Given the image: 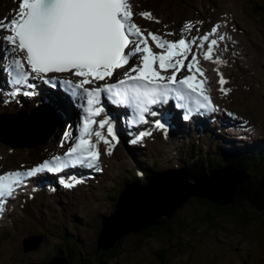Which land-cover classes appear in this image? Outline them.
Segmentation results:
<instances>
[{
	"label": "rangeland",
	"instance_id": "374dc122",
	"mask_svg": "<svg viewBox=\"0 0 264 264\" xmlns=\"http://www.w3.org/2000/svg\"><path fill=\"white\" fill-rule=\"evenodd\" d=\"M131 3L136 10V22L133 21L146 30L145 34L156 32L169 41L181 38L191 41L210 33L214 26L219 25L217 33L210 37L219 41L211 62L204 59L208 43H204L199 54L196 48L200 49V40L192 49L201 57V66L211 72L212 84L207 82L206 91L218 111L205 117L208 119L205 132L197 125L186 127L183 124L185 129L173 130L176 133L172 139H165L167 131L158 133L150 130L151 135L133 143L141 131L139 129L133 137L125 138L126 142L114 143L111 155L108 154L109 146L94 137L93 142H98L102 171L85 168L77 177L84 182L74 188H65L58 183V178L48 180L43 174L25 177L24 182L31 185L30 191L42 188L46 183H55L57 188L41 191L38 203L28 214L21 209L25 200L23 195L27 197L21 191L24 182L5 202L4 211L0 213V264H38L42 262L43 252L51 251L60 244L73 245L75 239L81 248L71 253V259H77L74 264H80L82 260L96 264L103 253L97 249L102 217L116 211L125 180L137 178L145 181L147 176L155 175L151 173L152 167L157 168V174L183 169L184 151H189V144L194 139L199 152L208 154L212 160L220 158L222 151L261 148L264 145V15L254 10L255 6L264 7V0H131ZM16 10L18 0H0V21L5 18L11 20ZM141 12H150L155 19H147L140 15ZM186 25H191V28L186 29ZM7 34L0 30V37ZM221 36H224L225 42L220 39ZM7 55L0 48V56L3 57L0 58V68L1 73L4 72L0 86L5 81L7 65L3 59ZM216 59L223 63H215ZM241 60L251 68L250 72L240 68ZM221 73L227 81L223 86L219 83ZM55 78L75 79L68 74H55ZM43 86L45 89L32 90L36 95L24 94L22 97L19 94L16 97V87L7 81L5 89L11 92L0 91V116L22 111L30 114L41 105V92L51 89L45 83ZM222 87L230 91L225 93L221 91ZM4 92L9 95L8 98ZM62 96L63 105L69 103L66 100L70 98L66 94ZM73 107L70 109L73 110ZM64 111L67 113L68 108ZM77 115L79 117L81 113ZM76 118L73 120L77 121ZM57 121L58 127L51 142L38 149L16 150L0 141V175L9 171H27L40 165L53 153L59 154L61 144L68 142L64 139V132L69 123ZM240 123L246 129L233 127ZM227 165L223 160L222 166ZM207 170L211 171L209 166ZM250 212L248 222L220 216L216 220L219 226L215 227L206 220L207 208L197 198H191L176 214L171 232L161 229L149 234H130L117 245V256L111 258L107 254L102 258L108 264H161L156 252L167 249L166 264H264V212ZM31 237H42L43 243L36 251L25 253L23 242Z\"/></svg>",
	"mask_w": 264,
	"mask_h": 264
},
{
	"label": "snow or ice",
	"instance_id": "6c2138e0",
	"mask_svg": "<svg viewBox=\"0 0 264 264\" xmlns=\"http://www.w3.org/2000/svg\"><path fill=\"white\" fill-rule=\"evenodd\" d=\"M133 15L131 0H18V10L13 18L0 21V30L8 33L0 37V48L8 54L9 67L12 68L9 82L30 89L38 87L36 83H29L30 80L42 81L53 88L62 84L82 112L78 135H73L70 130L64 133V139L69 141L64 156H54L51 161L27 171H9L0 175V213L4 211L5 198L14 195L25 177H37L45 172L60 173L75 167L102 171L98 142H93L92 136L109 146V155L114 142H119L115 118L105 115L96 119L107 112L105 96L111 103L130 107L138 113V120L134 119L133 124L147 123L148 113L158 116L159 113L152 111L150 106L167 103L170 94L186 101L180 105L186 109L184 120L190 119L194 111L192 102L197 111H218L206 94V81L191 74L195 70L200 76L204 75L197 56L192 55L187 64L185 60L197 40L201 41V49L204 43L209 44L204 59L213 60L219 41L210 37L217 33L219 25L191 41L183 38L169 41L155 32L145 34L146 30L133 21ZM140 15L155 19L150 12H141ZM190 28L191 25H186V29ZM149 38L159 52L153 50ZM215 63L223 61L216 59ZM183 69L190 74L178 79ZM118 70H123V78L109 83L119 75ZM55 74H68L75 79L58 80ZM219 83L221 86L227 83L222 73ZM221 91L227 93L230 89L222 87ZM24 94L37 93L29 91ZM167 121L168 114H165L163 120L157 119L154 123L165 129ZM97 125L100 129L107 128V137L102 131L95 130ZM148 135L151 132L140 131L132 142L138 143ZM83 182L74 177L59 178V183L69 189Z\"/></svg>",
	"mask_w": 264,
	"mask_h": 264
},
{
	"label": "water",
	"instance_id": "95a60500",
	"mask_svg": "<svg viewBox=\"0 0 264 264\" xmlns=\"http://www.w3.org/2000/svg\"><path fill=\"white\" fill-rule=\"evenodd\" d=\"M57 127V116L48 106L36 107L30 114L22 111L1 115L0 141L16 150L38 149L51 142ZM249 178L244 169L227 165L213 170L208 176L195 179L183 168L147 176L145 181L139 179L125 185L119 195L116 211L102 217L98 249L110 252L128 235L157 228L164 219L173 220L191 198L219 207L232 206L238 187ZM42 243V237L27 238L23 242L24 252L36 251ZM49 264L69 263L59 256Z\"/></svg>",
	"mask_w": 264,
	"mask_h": 264
},
{
	"label": "trees",
	"instance_id": "16d2710c",
	"mask_svg": "<svg viewBox=\"0 0 264 264\" xmlns=\"http://www.w3.org/2000/svg\"><path fill=\"white\" fill-rule=\"evenodd\" d=\"M256 12H262L264 15V7L263 6H255L254 9ZM39 107V106H38ZM196 139H194L189 144V151H184L186 154V158L184 157V168H186L190 173L192 178H199L201 176H208L210 173L218 168L223 167L222 162L226 160L229 165L234 167L244 169L246 171V175L249 176V180L238 187L236 192L235 203L232 206L228 207H219L212 203L199 201L203 206L207 208L206 220L211 225L218 227L219 224L216 222L217 218L220 216H231L233 218H237L241 222L249 221V214L251 210L256 212H264V145L261 148H238L236 150L231 151H222L220 154V158L211 159L208 154H202L198 150V146L196 145ZM194 155V156H190ZM207 166L210 167L211 171L207 170ZM249 170V171H248ZM152 174H157L158 170L156 167H152ZM139 179H129L125 180V185H130ZM194 182V181H193ZM45 191L52 190L54 191L57 187L56 184L46 183L44 186ZM54 189V190H53ZM40 197L39 194H34V198H25L22 202V210L28 214L31 213L38 203ZM215 212V215H213ZM174 222V219L171 221L162 220L161 225L157 228H151L147 232H154L161 229L171 232V224ZM76 223V222H74ZM184 227V226H182ZM183 229V228H182ZM122 240L118 242L121 244ZM117 244V245H118ZM81 248V244L74 240L73 245L70 243L60 244L56 248L52 249L48 252H43L42 262L38 264H49L56 257H64L69 264H74L77 262V259H71V253L79 250ZM98 249V244H97ZM99 251V249H98ZM119 251L118 246L115 247L114 250H111L110 253L104 252L100 259L97 261L99 264H108L102 257L107 254L112 258L117 256ZM169 253L167 249H161L156 252L157 257L159 258L161 264H166V255ZM101 262V263H100ZM87 263V260H82L80 264ZM89 263V262H88ZM96 263V264H97ZM91 264V263H89Z\"/></svg>",
	"mask_w": 264,
	"mask_h": 264
},
{
	"label": "bare ground",
	"instance_id": "6f19581e",
	"mask_svg": "<svg viewBox=\"0 0 264 264\" xmlns=\"http://www.w3.org/2000/svg\"><path fill=\"white\" fill-rule=\"evenodd\" d=\"M132 6H133V13H134V15H133V20L136 22V14H135V11H134V9H135V6L133 5V3H132ZM156 29V28H155ZM156 33V32H155ZM162 34V33H161ZM192 35V34H191ZM181 36V35H180ZM224 37V36H223ZM191 38V37H190ZM175 39V38H174ZM176 40V39H175ZM225 40L226 39H224V42H225ZM152 42V41H151ZM153 43V42H152ZM152 43H151V45H152ZM154 44V43H153ZM230 48V47H229ZM231 49V48H230ZM200 50H201V48L200 49H198V48H196V53H200ZM231 51H233L232 49H231ZM235 51V50H234ZM192 55L194 54L193 53V51H192V53H191ZM197 59L199 60V58L197 57ZM4 60V62H6V65L7 66H9V61H8V59H7V56H6V58H4L3 59ZM203 62V61H202ZM211 62V61H210ZM239 65H240V68L242 69V70H244L245 72H250V69L251 68H249V66L246 64V62L245 61H243V60H241L240 62H239ZM206 72H208V75H207V78H206V80H207V82H208V84H212V79L213 78H211V72L209 71V70H206ZM3 74H4V72H3ZM3 74L1 73V68H0V84H1V79H2V77H3ZM5 78V77H4ZM8 81H10V80H8ZM214 82V81H213ZM12 86V85H11ZM213 87L215 88V86L213 85ZM4 88H3V86L1 85L0 86V91H2ZM5 90H8V89H5ZM8 92H11V90H8ZM66 100V99H65ZM66 101H68L69 103H67V104H64L63 105V103L62 102H58V101H54V102H50V101H46V99H45V97H41L40 98V100H39V102L41 103V104H45V105H47V106H50L51 108H52V110L55 112V114H56V116L58 117L57 119H59V121L61 122V124L64 122V120L65 121H67V123H69V124H71L72 123V125H73V123L75 122L76 123V120H73V119H75L76 118V115H77V113L79 112V113H82L81 112V110H79V108L75 105V104H73V102H71V100H66ZM62 104V105H61ZM74 106V107H73ZM60 107V108H59ZM68 108V112L67 113H64L65 111H64V109L65 108ZM73 107V110L72 109H70V108H72ZM75 112V114H74V118H70V117H72L73 116V113ZM201 112L202 111H200L198 114H201ZM72 113V115H70ZM81 116V115H80ZM207 115H199V116H194V117H192L191 119H189V120H184L183 118H181V117H179V116H177V115H174V116H170V117H168V121H167V124L166 125H169L168 127H166L167 129H166V131H167V133H168V135L165 137V139H172V135L174 134V133H176V132H174L173 130H180L181 128L182 129H185V127H183V126H185V125H183V124H186V127H190V126H195V125H197V126H199V128H201V130H203L204 132L206 131V127H207V125H208V119L207 118H205ZM208 117H209V114H208ZM77 118H78V115H77ZM76 118V119H77ZM163 118H164V116H162L161 118H160V120H163ZM225 118V117H224ZM62 119V120H61ZM216 119V118H215ZM115 120L117 121V123H118V125H119V127H120V129H121V133H123L124 135H131V133H129L128 131H126L125 130V118L124 117H122V116H120V115H116L115 116ZM126 120H127V122H130L129 121V119H127L126 118ZM58 122V121H57ZM223 123H226L225 121H223ZM248 123V122H247ZM133 125V123H132V121L130 122V124H129V126L131 127ZM174 127L176 128V129H174ZM233 127L235 128V129H243V128H245L246 129V126H244L243 124H238L237 125V127H235L234 125H233ZM253 129V128H252ZM135 130H139V127L138 128H135ZM134 135V134H133ZM125 138V137H124ZM117 152L118 151H116V154H117Z\"/></svg>",
	"mask_w": 264,
	"mask_h": 264
}]
</instances>
